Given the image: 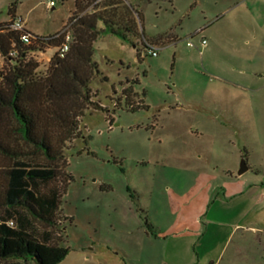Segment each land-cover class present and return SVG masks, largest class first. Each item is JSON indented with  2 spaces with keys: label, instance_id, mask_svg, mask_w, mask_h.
Here are the masks:
<instances>
[{
  "label": "rangeland",
  "instance_id": "1",
  "mask_svg": "<svg viewBox=\"0 0 264 264\" xmlns=\"http://www.w3.org/2000/svg\"><path fill=\"white\" fill-rule=\"evenodd\" d=\"M100 1L81 12L76 0H55L54 8L46 0H0V24L10 21L16 4L28 31L54 36ZM130 3L141 14L133 13L137 36L127 43L108 34L94 43L96 106L84 112L77 139L64 152L62 171L73 178L56 221L69 248L59 264L166 263L172 244L163 234L177 216L176 194L186 192L196 174L188 167L204 147L222 145L207 132L222 120L206 114L223 111L218 101L234 95L227 82L259 76L264 82V0H126L120 12ZM145 41L159 48L157 57L147 54ZM55 45L28 54L39 64L38 76L48 74ZM13 64L0 54V79ZM129 87L134 111L126 100ZM8 166L0 158V170ZM62 180L53 186L62 188ZM30 228L39 235L53 230L34 220ZM223 264H264V236L234 240Z\"/></svg>",
  "mask_w": 264,
  "mask_h": 264
},
{
  "label": "trees",
  "instance_id": "2",
  "mask_svg": "<svg viewBox=\"0 0 264 264\" xmlns=\"http://www.w3.org/2000/svg\"><path fill=\"white\" fill-rule=\"evenodd\" d=\"M84 1L76 0L77 10L83 12L98 0ZM125 1L102 0L94 12L76 14L70 50L63 59L56 54L45 77L36 74L39 64L27 56L53 44L58 47L63 39L27 31L38 40L26 45L21 33L10 29V22L0 24V54L14 61L0 79V158L9 162L0 170V263L59 264L69 253L63 245L66 230L56 226L63 195L73 178L62 171L68 166L64 152L66 145L77 139L78 121L84 112L90 105L96 106V95L90 89L100 73L94 43L108 34L127 43L137 36L132 29L137 27L133 13L140 19L141 14L131 3L121 13L118 7ZM9 14L11 18L17 15L16 4ZM13 49L19 52L16 58L10 57ZM125 92L134 111L133 92L131 88ZM61 176L62 188L53 186ZM33 220L53 230L39 235L30 228Z\"/></svg>",
  "mask_w": 264,
  "mask_h": 264
},
{
  "label": "crops",
  "instance_id": "3",
  "mask_svg": "<svg viewBox=\"0 0 264 264\" xmlns=\"http://www.w3.org/2000/svg\"><path fill=\"white\" fill-rule=\"evenodd\" d=\"M225 86L234 95L218 101L223 111L206 114L222 120L207 127L222 145L204 147L188 167L196 174L186 192L176 194L177 216L163 234L172 244L164 264H223L234 240L264 236V82L259 76ZM242 158L249 170L239 176Z\"/></svg>",
  "mask_w": 264,
  "mask_h": 264
},
{
  "label": "built area",
  "instance_id": "4",
  "mask_svg": "<svg viewBox=\"0 0 264 264\" xmlns=\"http://www.w3.org/2000/svg\"><path fill=\"white\" fill-rule=\"evenodd\" d=\"M47 4L49 7L54 8L56 5L55 0H46ZM10 29L12 31L21 33V41L26 44V45H31L33 43H35L38 39L33 36L31 33L27 32L28 30L26 29V22L23 19V17L16 15L14 18L10 19ZM74 22H72L64 32L59 33V34H55L54 37L52 39H63V42L61 43L60 46H58L56 48V54L59 56V58L63 59L65 58V56L67 55V53L70 50V45L72 43V26H73ZM0 31H1V27H0ZM188 45L190 47H196V45L192 42H188ZM207 45V42L205 40H203L201 42V47H204ZM144 47L145 50L147 52L148 55L152 56V57H157L158 56V51L159 48L156 47L155 45H153L152 43L145 41L144 42ZM18 50L17 49H13L10 52V57L16 58L18 57ZM11 225H13V223H10Z\"/></svg>",
  "mask_w": 264,
  "mask_h": 264
},
{
  "label": "water",
  "instance_id": "5",
  "mask_svg": "<svg viewBox=\"0 0 264 264\" xmlns=\"http://www.w3.org/2000/svg\"><path fill=\"white\" fill-rule=\"evenodd\" d=\"M248 170H249V167L247 165V162L245 159H243L241 162V165H240V169L238 171V175L241 176V175L245 174Z\"/></svg>",
  "mask_w": 264,
  "mask_h": 264
}]
</instances>
